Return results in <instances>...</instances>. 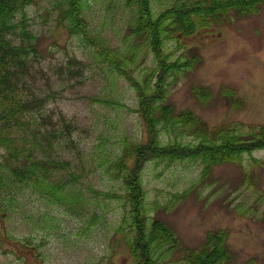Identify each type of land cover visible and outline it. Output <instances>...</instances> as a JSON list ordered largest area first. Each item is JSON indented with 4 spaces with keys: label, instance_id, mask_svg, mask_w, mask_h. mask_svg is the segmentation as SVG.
Masks as SVG:
<instances>
[{
    "label": "rangeland",
    "instance_id": "obj_1",
    "mask_svg": "<svg viewBox=\"0 0 264 264\" xmlns=\"http://www.w3.org/2000/svg\"><path fill=\"white\" fill-rule=\"evenodd\" d=\"M122 1L88 0L92 28L113 45L130 38V12ZM181 1L151 0V5L158 13ZM46 5L45 0H35L25 8L38 44L30 85L36 86L38 95H48L43 112L50 111L58 129L62 128L60 115L72 127L75 145L61 136L55 158L71 164L70 173L77 178L74 189L82 200L72 210L34 188L23 189L14 214L0 228L3 225L8 235L20 239L21 255H29L27 248L36 246L40 257L38 261L30 255L19 257L2 243L0 264H131L122 234L115 232L122 209L104 193L120 191L119 181L109 176L107 168L122 141L145 137L135 112V91L96 60L80 40L57 27L54 15L44 12ZM166 47L172 58H198L170 88L168 102L177 111L191 110L209 127L228 125L243 136L264 125V2L245 14L229 10L218 21L197 23L190 35L177 43L171 40ZM73 59L82 65L80 75L68 74V62ZM151 66L149 57L142 67ZM196 87L205 94L197 96ZM170 140L195 141L175 133ZM4 154L0 149V159ZM201 169L200 163L188 160L169 166L167 161L148 162L143 169L147 215L165 222L178 242L158 257V264H183L184 251L198 249L208 231L215 229L228 231L233 264H264V150L215 167L208 180L200 181ZM58 178L66 185L72 182L65 172ZM195 184L193 193L179 198ZM25 238L31 243L23 242Z\"/></svg>",
    "mask_w": 264,
    "mask_h": 264
},
{
    "label": "trees",
    "instance_id": "obj_2",
    "mask_svg": "<svg viewBox=\"0 0 264 264\" xmlns=\"http://www.w3.org/2000/svg\"><path fill=\"white\" fill-rule=\"evenodd\" d=\"M44 12L53 14L57 27L76 37L89 48L93 57L118 78H123L135 91L136 110L144 125L141 141L123 140L119 154L110 162L107 173L119 181L120 191L106 192L122 209L115 232L122 234L123 247L131 264H158V257L177 245V239L168 225L146 211L142 172L148 162H198L202 169L200 181L208 180L215 167L237 163L244 154L264 150V125L243 136L228 125L209 127L191 110L177 111L168 102L170 88L183 72L194 67L198 58H172L167 44L176 43L190 35L197 27L219 20L227 11L237 15L248 13L264 0H182L161 12L154 13L151 0H121L130 12L129 39L120 45L111 44L96 34L88 20V0H45ZM35 0H0V223L14 214V204L23 189L34 188L41 196L65 203L75 210L82 200L76 192L77 178L68 161L56 159V146L65 136L70 146L72 127L59 117L61 127L43 110L46 94L38 95L32 69L38 59L37 38L26 18L25 8ZM199 19V20H198ZM152 66L142 67L147 58ZM69 76L80 75L81 63L68 62ZM73 65L78 67L72 68ZM43 77L44 73L38 70ZM138 75L137 77L135 75ZM194 93L206 91L194 88ZM187 134L194 143L171 141V134ZM164 137V138H163ZM168 137V138H167ZM49 151V152H48ZM54 156H52V154ZM71 177L69 185L58 177ZM196 184L181 192L180 199L193 193ZM74 204H71L73 203ZM228 231L210 230L198 249L185 250L183 264H233L227 242ZM29 244L30 239L23 242ZM7 243L19 257L31 256L38 261L36 246H30L29 255L20 254V239L0 228V245Z\"/></svg>",
    "mask_w": 264,
    "mask_h": 264
}]
</instances>
